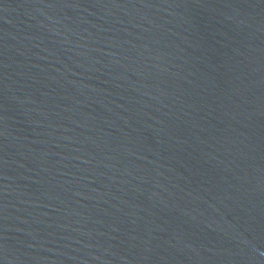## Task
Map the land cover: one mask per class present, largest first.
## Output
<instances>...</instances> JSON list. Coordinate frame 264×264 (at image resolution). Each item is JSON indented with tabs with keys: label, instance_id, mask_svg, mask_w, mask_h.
I'll list each match as a JSON object with an SVG mask.
<instances>
[{
	"label": "water",
	"instance_id": "95a60500",
	"mask_svg": "<svg viewBox=\"0 0 264 264\" xmlns=\"http://www.w3.org/2000/svg\"><path fill=\"white\" fill-rule=\"evenodd\" d=\"M0 264H264V0H0Z\"/></svg>",
	"mask_w": 264,
	"mask_h": 264
}]
</instances>
